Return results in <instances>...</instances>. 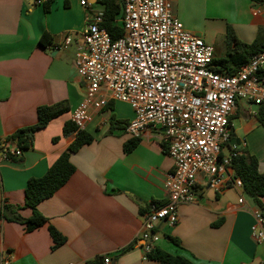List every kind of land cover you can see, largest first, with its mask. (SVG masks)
<instances>
[{"label": "crops", "instance_id": "0c3cea01", "mask_svg": "<svg viewBox=\"0 0 264 264\" xmlns=\"http://www.w3.org/2000/svg\"><path fill=\"white\" fill-rule=\"evenodd\" d=\"M35 1L0 0V141L33 126L38 107L63 103L68 112L34 134L32 146L19 155L21 161L0 153V209L3 203L17 207L22 219L31 216L24 207L27 181L42 177L74 141L75 135L63 136L62 129L86 90L74 59L90 12L79 0H43L42 5ZM258 8L264 9V0L171 3L182 27L210 45L216 59L225 56L228 27L241 42L255 39L258 28L264 27ZM99 9L95 4L90 14ZM43 34L50 37L51 45L38 44ZM67 35L72 42L63 48ZM260 75L264 78V69ZM107 104L84 129L93 141L70 156L74 174L37 205L46 224L26 232L23 224L0 221V256H7L9 264H88L98 257H108L109 264H160L144 257L141 211L150 203L166 202L163 183L174 164L162 148L160 128H149L133 150L124 152V144L133 137L122 125L108 133L109 125L128 123L133 112L127 103ZM257 109L247 101L237 103L230 118V141L223 145L227 152L222 149V155L228 156L235 147L246 148L264 172V127L255 117ZM5 147L10 153L18 150L14 141ZM194 194L193 204L178 207L175 226L158 225L160 240L155 248L195 264H264V244L256 243L250 232V210L259 208L254 200L230 183L215 193L201 175ZM241 197L244 204L238 202ZM259 202L264 209V198ZM49 226L65 239L58 248L52 249Z\"/></svg>", "mask_w": 264, "mask_h": 264}, {"label": "built area", "instance_id": "2783aa9c", "mask_svg": "<svg viewBox=\"0 0 264 264\" xmlns=\"http://www.w3.org/2000/svg\"><path fill=\"white\" fill-rule=\"evenodd\" d=\"M91 15L90 0H79L90 13L77 47L74 66L85 82V96L71 113L76 130H84L92 117L109 101L127 103L133 118L125 131L132 137L149 128L164 129L165 153L173 170L164 179L166 202L150 203L142 214L140 237L144 257L160 240V223L175 226L178 207L195 202L196 178L208 179L215 193L229 187L242 190L231 169L232 152L220 156L230 141V118L239 101L264 109V52L253 56L232 75L216 72L213 48L185 30L172 14V0H114L121 7L118 23L122 34L113 40L103 26V3ZM42 5L43 0H36ZM264 17V9L258 8ZM72 42L64 37L63 48ZM21 154L20 150L12 153ZM244 204L243 198L238 200ZM248 210V209H247ZM253 240L264 244V211L250 210ZM103 264H109L103 257ZM0 256V264H9Z\"/></svg>", "mask_w": 264, "mask_h": 264}, {"label": "trees", "instance_id": "16d2710c", "mask_svg": "<svg viewBox=\"0 0 264 264\" xmlns=\"http://www.w3.org/2000/svg\"><path fill=\"white\" fill-rule=\"evenodd\" d=\"M260 3L261 0H252ZM103 26L107 29L113 40L119 38L122 34L121 27L118 23V17L121 13V7L114 0H106L103 3ZM45 10H49V6L45 5ZM40 46L51 45L50 37L43 34L38 41ZM225 56L221 59L213 58V65L215 71L227 75L234 74L240 66L249 61L253 56H257L264 52V27L257 30L255 39L247 44L241 42L235 36L233 30L228 27L224 37ZM106 105L105 107H109ZM68 112L65 104L59 103L52 106H41L37 108V121L33 126L22 128L15 131L12 135L0 141V153L5 159L12 161H21V157L15 156L7 150L5 144L8 141H14L16 147L20 151L29 149L32 146L33 136L37 131L43 130L46 126L58 118L59 116ZM255 117L258 123L264 127V109L262 106L258 107ZM119 124V125H117ZM110 123L108 133L118 128H124L127 122ZM75 135L74 141L66 148L64 152L54 161V163L47 169L45 174L40 178H30L27 181L24 189V207L31 210V216L28 219H22L18 213L17 207L3 203L0 209V221L14 222L23 224L26 232H32L37 228L44 226L47 220L38 213L37 205L50 197H52L75 172V167L70 162V156L76 153L82 146L90 144L93 137L84 130H76L71 121L64 124L62 129L63 136ZM139 142V137H133L124 144V152H130L135 148ZM225 146V145H224ZM222 146L220 156H222ZM165 151V145L162 146ZM231 169L234 177L240 179L242 183V190L244 194L254 200L258 207L264 211L260 198H264V172L259 170V162L256 157L249 153L246 148L235 147L232 150ZM144 213L141 211V214ZM49 235L52 239V249L58 248L64 244L65 239L52 226L48 227ZM170 240L178 244L176 240ZM131 245L125 249L128 250ZM147 258L157 261L160 264H195L191 260L182 256H173L155 248ZM103 257H98L88 264H103Z\"/></svg>", "mask_w": 264, "mask_h": 264}, {"label": "water", "instance_id": "95a60500", "mask_svg": "<svg viewBox=\"0 0 264 264\" xmlns=\"http://www.w3.org/2000/svg\"><path fill=\"white\" fill-rule=\"evenodd\" d=\"M161 131L163 132L164 131V129H161ZM238 144V143H237ZM230 145H233V141H231L230 142Z\"/></svg>", "mask_w": 264, "mask_h": 264}, {"label": "rangeland", "instance_id": "374dc122", "mask_svg": "<svg viewBox=\"0 0 264 264\" xmlns=\"http://www.w3.org/2000/svg\"><path fill=\"white\" fill-rule=\"evenodd\" d=\"M224 152L226 153L227 152V149L226 148H223Z\"/></svg>", "mask_w": 264, "mask_h": 264}]
</instances>
